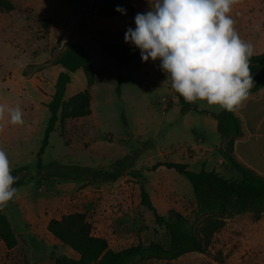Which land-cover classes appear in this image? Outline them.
<instances>
[{"label": "rangeland", "instance_id": "obj_1", "mask_svg": "<svg viewBox=\"0 0 264 264\" xmlns=\"http://www.w3.org/2000/svg\"><path fill=\"white\" fill-rule=\"evenodd\" d=\"M11 1L27 11L0 10V104L19 106L24 124L12 125L7 117L0 121L4 125L0 148L6 151L11 169L26 167L30 180L18 188V197L3 209L24 242L11 252H1L0 264H56L60 256L78 259L71 248L48 231L51 220L71 213L84 214L94 235L107 239L115 251L153 244L168 249L169 234L141 203L143 185L147 192L149 186L155 196L161 183L184 195L169 208L164 204L155 207L162 216L175 210L189 220L192 230L200 228L209 214L199 212L189 181L174 169H153V166L185 159L187 151L211 145L218 135L208 132L203 145L200 129L206 117L190 113L188 125L184 123L181 106L173 101L171 80L161 70L159 60H133L121 66L101 51L100 43L119 41L129 27L135 29V16H122L120 25L113 29L109 24L90 27L99 0H93V5L92 0L88 4L86 0ZM134 1L139 13L151 10V4L155 3V0ZM255 2L250 22L262 26L264 0ZM97 27L105 34L98 35ZM70 41L83 43L94 71L91 84L83 71L72 74L67 98L89 91L92 114L57 124L42 156L43 164L58 162L105 172L119 171L120 178L113 182L90 183L85 178L64 182L38 176L37 153L50 116L46 104L52 99L62 71L55 60ZM118 84L120 96L116 91ZM194 105L221 109L201 101ZM122 114L128 126L124 125ZM126 156L130 158L125 160ZM119 159L125 160L120 169L114 166ZM197 164L189 165L190 169L199 171ZM220 173L225 178L237 175L228 164ZM257 222L252 213L229 217L212 237L206 253H190L175 260L138 259L137 264H264V221L260 230ZM253 226L254 231L248 237Z\"/></svg>", "mask_w": 264, "mask_h": 264}, {"label": "trees", "instance_id": "obj_2", "mask_svg": "<svg viewBox=\"0 0 264 264\" xmlns=\"http://www.w3.org/2000/svg\"><path fill=\"white\" fill-rule=\"evenodd\" d=\"M118 7L123 8L125 13L117 12ZM0 10L12 13L27 11V8L17 7L11 0H0ZM135 13L136 8L132 0H99L97 15L100 18L133 16ZM100 48L103 53L111 56L121 66H126L133 60L140 61L141 58L140 50L132 44L102 42ZM55 61L62 71L56 80L52 99L46 104L50 116L41 147L37 153L38 176L44 180L64 182L79 181L85 178L90 183L98 184L118 180L121 176L119 171L105 172L92 167L62 165L58 162H51L47 166L43 164L42 156L49 146L50 137L55 132L57 124L92 114V97L89 91H81L67 98L72 74L83 71L89 84L92 83L94 67L83 43L81 41L67 42L65 50ZM250 69L254 84L249 95L264 89V53L253 55L250 58ZM116 91L120 96V84ZM178 99L183 115L194 111L209 114L217 121L218 132L225 142L220 151L237 174L233 178H225L214 171L208 172L203 168L196 172L190 169L188 164L170 161L158 162L153 166V169L159 167L174 169L189 181L199 212L209 214L202 226L192 230L189 220L175 210H171L167 216L160 215L143 185L141 187V203L153 212L156 224L163 227L169 234L170 246L168 249L165 250L153 244L147 248L137 246L115 251L110 247L107 239L94 235L92 224L84 214L71 213L64 215L59 220H51L48 231L55 239L71 248L79 258L71 259L60 256L56 259V264H137L138 259L175 260L190 253L204 254L211 245L214 234L224 226L229 217L244 213H252L256 220L264 217V179L240 165L232 155L236 140L243 137L244 134L241 121L236 116V110L209 113L199 111L194 104L186 103L179 94ZM122 120L124 125L128 126L124 114H122ZM128 158L130 156H126L124 159ZM125 160L115 161L114 166L118 169L123 168ZM26 172V167L12 170V175L16 177L14 187L17 189L30 180ZM43 173L46 174L45 177H42ZM0 241L8 252L13 251L24 242L23 235L11 224L3 210H0Z\"/></svg>", "mask_w": 264, "mask_h": 264}, {"label": "clouds", "instance_id": "obj_3", "mask_svg": "<svg viewBox=\"0 0 264 264\" xmlns=\"http://www.w3.org/2000/svg\"><path fill=\"white\" fill-rule=\"evenodd\" d=\"M239 0H155L151 10L137 13L125 43L140 50L143 62L159 60L172 89L188 104L197 101L235 111L254 84L250 58L254 45L242 40L230 15ZM117 12L125 13L118 7ZM259 29V25H257ZM23 125L19 106L0 104V121ZM4 125L0 123V132ZM16 177L0 148V210L18 197Z\"/></svg>", "mask_w": 264, "mask_h": 264}, {"label": "crops", "instance_id": "obj_4", "mask_svg": "<svg viewBox=\"0 0 264 264\" xmlns=\"http://www.w3.org/2000/svg\"><path fill=\"white\" fill-rule=\"evenodd\" d=\"M88 1L90 0H86L85 4H88L87 3ZM91 3L93 5V0ZM132 3L136 8V13L134 15L136 16V14L139 13V9L134 0H132ZM255 6H256L255 0H239V3L235 4V7L232 8V12L230 13V15L235 21V28L239 33L240 38L246 42H251L255 48L254 55H259L264 53V25L262 26L259 25V29H257L258 24H256V22L254 23L250 22L251 12L255 10L254 9ZM98 8H99V4L98 6L97 5L95 6L96 16L89 21L90 27H94V26L102 27L106 24H109V27L113 29L114 27L120 25L119 19H121L122 16H125V15H121L112 18H100L97 15ZM86 9H90V8H85V10ZM97 33L98 35H100V33L105 34L104 30L99 28ZM97 33H93V34L96 35ZM112 43L127 44L125 43L124 39H120L119 41H114ZM172 94H174L175 97L173 100L174 103L180 105L178 99V93L172 90ZM169 107L170 105L165 106L164 108L168 109ZM195 107L199 111H206L209 113H219L224 110L222 108L219 110L201 109L196 105ZM190 113H196L198 115H204L206 117V120L203 124L204 126H201L200 129L203 135V138L200 139L201 144L204 145L208 132H211L212 135L215 132L218 136L217 138H215L214 142L211 143V145L198 146L195 150L187 151L185 154V159H177L175 161H170V162L185 163L188 165L198 163L197 165H199L200 168L199 171H201L204 168L208 172L214 171L222 175L220 171L222 172L224 171V166L227 164L231 166V164L227 159L224 158V156L220 151L221 149H223L225 142L218 132L217 121L209 114L190 111L183 115L184 123L186 125H188L190 121L189 118ZM235 113L236 116L241 121L244 134L243 137L236 140L232 155L240 165L249 169L258 177L264 179V89L260 90L255 94L249 95L247 100L244 101L243 104L238 109H236ZM184 160H188V161H184ZM147 189L150 194L151 200L154 206L156 207L157 204H164L169 208L173 203L180 202L179 196L181 197V199L185 198L184 195L182 196V194L176 193L173 190V188H169V186H167V184L165 183H161L159 184V186H157L156 196L153 195V191H151L149 186H147ZM257 221L258 222L256 224V227L259 229V225L264 221V217H262L260 220ZM98 226L99 228L101 227L100 224H98ZM254 227L255 226H253V228H251V230H249V232L247 233L248 237H251V234L254 231ZM5 251H7V249L5 245L0 241V253L3 252L4 254Z\"/></svg>", "mask_w": 264, "mask_h": 264}, {"label": "built area", "instance_id": "obj_5", "mask_svg": "<svg viewBox=\"0 0 264 264\" xmlns=\"http://www.w3.org/2000/svg\"><path fill=\"white\" fill-rule=\"evenodd\" d=\"M164 101H167L166 99H164Z\"/></svg>", "mask_w": 264, "mask_h": 264}]
</instances>
